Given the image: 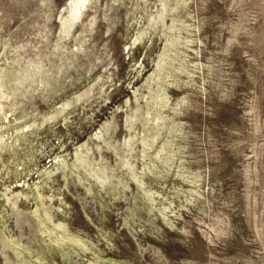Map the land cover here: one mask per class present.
<instances>
[{"label": "rangeland", "instance_id": "obj_1", "mask_svg": "<svg viewBox=\"0 0 264 264\" xmlns=\"http://www.w3.org/2000/svg\"><path fill=\"white\" fill-rule=\"evenodd\" d=\"M0 264H264V0H0Z\"/></svg>", "mask_w": 264, "mask_h": 264}, {"label": "bare ground", "instance_id": "obj_2", "mask_svg": "<svg viewBox=\"0 0 264 264\" xmlns=\"http://www.w3.org/2000/svg\"><path fill=\"white\" fill-rule=\"evenodd\" d=\"M77 9L74 7V11H76Z\"/></svg>", "mask_w": 264, "mask_h": 264}]
</instances>
